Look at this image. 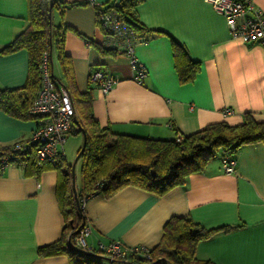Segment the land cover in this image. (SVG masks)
<instances>
[{"label":"crops","instance_id":"obj_1","mask_svg":"<svg viewBox=\"0 0 264 264\" xmlns=\"http://www.w3.org/2000/svg\"><path fill=\"white\" fill-rule=\"evenodd\" d=\"M97 1L105 6L115 0ZM253 2L264 17V0ZM47 6L50 10V3ZM29 7V0H0L1 90L27 83V51L1 52L29 27ZM133 14L145 28L134 51L146 72L142 85L127 55L103 52L106 38L98 26L97 8L88 0H54L52 25L69 28L65 53L71 60L72 90L91 93L92 113L102 128L117 135L172 141L214 124L242 125L247 114L264 123V48L234 39L225 18L207 0H140ZM175 43L200 66L190 82L179 77ZM50 55L53 75L68 86L57 54V68ZM98 70L117 80L108 94L90 80ZM37 125V118L20 119L0 109V149L29 141ZM235 158L234 174L224 173L219 151L204 172L162 196L129 186L110 198L96 193L85 200L89 253L112 242L154 250L171 219L190 218L208 230L230 228L200 242L198 260L264 264V146H244ZM59 179L55 169L28 175L10 166L0 174V264H70L66 255L39 254L40 248L64 236Z\"/></svg>","mask_w":264,"mask_h":264},{"label":"trees","instance_id":"obj_2","mask_svg":"<svg viewBox=\"0 0 264 264\" xmlns=\"http://www.w3.org/2000/svg\"><path fill=\"white\" fill-rule=\"evenodd\" d=\"M140 0H115L105 5L123 18L137 34H144L145 28L138 22L133 9ZM29 27L10 45L2 50L9 55L25 50L29 56V75L27 83L17 89H0V109L8 115L20 119L36 118L30 109L41 87V66L45 53L51 54L55 49L62 73L69 83V91L76 109L75 123L78 130L74 135L85 131L87 145L81 157L82 189L78 191L81 204L79 211L72 185V167L64 156L54 163L39 164L33 154L22 156L24 169L28 175H39L49 169L60 174L57 187L58 201L66 221L62 240L39 249L43 257L66 255L70 264H105L107 258L103 252L89 253L79 249L75 241L80 235V228L87 218L83 209L84 201L96 193L112 197L122 189L134 186L157 195H164L175 187L186 183L189 176L205 171L208 163L221 151V160L228 152L234 156L238 150L247 145L264 146V123L257 122L252 115H245L242 125L231 126L227 123L210 125L203 131L190 137L163 141L114 134L109 127L102 128L92 113L93 97L90 92L78 94L72 90L74 77L71 60L65 53V34L68 27H54L49 17V6L39 0H29ZM102 8H97V22ZM177 71L183 83L192 81L199 72L198 63L190 60L182 46L174 44ZM108 55L122 53L105 48ZM52 79L57 78L52 73ZM86 227V225H85ZM230 229L222 227L205 229L190 218H173L164 228V235L159 246L150 251L152 260L132 255L126 261H114L113 264H213L196 258L197 245L210 239L217 233Z\"/></svg>","mask_w":264,"mask_h":264},{"label":"built area","instance_id":"obj_3","mask_svg":"<svg viewBox=\"0 0 264 264\" xmlns=\"http://www.w3.org/2000/svg\"><path fill=\"white\" fill-rule=\"evenodd\" d=\"M49 4L51 0H39ZM213 9L222 15L234 39L245 44L256 43L264 48V17L257 11L253 0H207ZM88 4L95 8H102L98 19L104 29L106 47L115 49L127 55L137 71L135 80L143 84L146 72L136 60L134 51L139 42V36L129 27L123 18L114 10L106 9L97 0H88ZM253 14L254 17H249ZM241 22L239 23V21ZM51 55L45 53L41 66V87L30 109V114L38 119V125L29 141L17 142L7 149H0V174L10 166L21 167V157L33 154L39 164L54 163L60 156H64V147L68 137L78 130L75 123L76 109L67 88L52 79L50 70ZM90 80L99 86L104 94H108L117 80L103 70L91 74ZM227 114H230L228 111ZM177 142L183 138L177 137ZM236 158L233 152H228L222 159L223 171L227 175L235 173ZM90 230L86 227L80 232L75 241L76 247L91 252L87 248L86 237ZM101 252L107 258L105 264L114 261L124 262L130 256L137 255L152 260L150 250L141 247H125L121 242H112L101 247Z\"/></svg>","mask_w":264,"mask_h":264},{"label":"rangeland","instance_id":"obj_4","mask_svg":"<svg viewBox=\"0 0 264 264\" xmlns=\"http://www.w3.org/2000/svg\"><path fill=\"white\" fill-rule=\"evenodd\" d=\"M56 51L55 49H53L52 51V57H53V62L55 65V68H57V58H56ZM68 142L66 143L64 149H65V156H66V160L67 163L69 165H73L75 160L77 159V156L79 155V153L82 150L83 147V143H84V137L81 133L76 134V135H72L70 136V138L67 140ZM82 165L83 162L81 160H79V162L76 165L75 168V176H76V188L77 191H79V188L82 184Z\"/></svg>","mask_w":264,"mask_h":264},{"label":"water","instance_id":"obj_5","mask_svg":"<svg viewBox=\"0 0 264 264\" xmlns=\"http://www.w3.org/2000/svg\"><path fill=\"white\" fill-rule=\"evenodd\" d=\"M53 7H54V0H51L50 1V13H49L50 19H51V13H52ZM76 125L78 126L77 123H76ZM81 134L84 137L83 147H82L81 152L77 156V159L75 160L74 164L72 165V185H73V192H74L76 204H77V207H78L79 211H81L82 209H81V204H80L79 199H78V191H77V188H76L75 168H76V165H77L78 161L81 159L82 155L84 154L85 149H86V145H87V135H86L85 131L82 130L81 131ZM85 225H86V223L83 222V224H82V226H81V228L79 230L80 232L85 228Z\"/></svg>","mask_w":264,"mask_h":264}]
</instances>
